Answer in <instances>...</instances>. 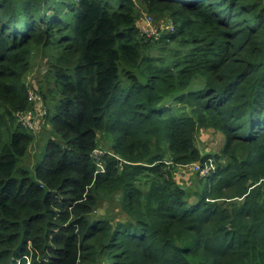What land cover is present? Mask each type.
Instances as JSON below:
<instances>
[{
	"label": "trees",
	"instance_id": "obj_1",
	"mask_svg": "<svg viewBox=\"0 0 264 264\" xmlns=\"http://www.w3.org/2000/svg\"><path fill=\"white\" fill-rule=\"evenodd\" d=\"M0 264H264V0H0Z\"/></svg>",
	"mask_w": 264,
	"mask_h": 264
},
{
	"label": "rangeland",
	"instance_id": "obj_2",
	"mask_svg": "<svg viewBox=\"0 0 264 264\" xmlns=\"http://www.w3.org/2000/svg\"><path fill=\"white\" fill-rule=\"evenodd\" d=\"M149 15L143 13L141 15V19L139 21V27L141 29H145L147 28L146 26L148 25V20H149ZM143 22L144 26H143ZM151 22L154 25H163L166 24L167 21H158L155 22L152 18H151ZM143 32V31H142ZM149 36V34H147ZM32 66L33 69L31 71V73L29 74L30 76H28V81L31 83L34 82V85H37L36 82V77L38 74L39 69L40 70H44V65L42 64V59L39 55L34 56L32 59ZM32 78L34 80H32ZM202 78L199 77L197 78L195 81H193L191 88L192 89H196L198 87V85H200V83ZM30 86V85H29ZM31 91L29 92L30 94V103L32 104V110L29 112L28 115H24V117L27 119L28 122H26V124H28V126L33 125L36 121L39 120V117L42 116L43 114V110L41 107H39V98L36 95L37 93L30 88ZM40 128L39 130L34 132V142L32 143V145L30 146V153L29 156L26 158V164H30L32 162H35V160L38 158L39 160H41L44 155H45V145L48 139V132L50 131L49 128H45L42 126V124L40 123ZM96 142L98 147L96 148L97 151H95V154L97 156H101L103 154H105V151L109 150V147L115 143V138L112 137L111 135L108 134H98L97 138H96ZM222 143H224V137L221 136L219 133L216 132H212V131H203L201 132L198 140H197V145L199 146V148L202 151H210L211 153H219L220 152V148H222ZM206 149V150H204ZM100 154V155H99ZM37 162L34 163V165H36ZM189 167L186 168H182L179 171H177V177L180 179H184L185 182H187L188 185L191 184V180H195L196 177H203V176H208L209 170L211 169V167H208L209 170L207 168H202L200 171L199 169H197V167H191V169ZM200 168V166L198 167ZM196 174V175H195ZM194 176H196L194 179H192ZM105 203H101L98 206V209H102ZM112 208V206H111ZM110 210V206L107 203L106 207L103 209V213L100 214V216H105L108 211Z\"/></svg>",
	"mask_w": 264,
	"mask_h": 264
},
{
	"label": "built area",
	"instance_id": "obj_3",
	"mask_svg": "<svg viewBox=\"0 0 264 264\" xmlns=\"http://www.w3.org/2000/svg\"><path fill=\"white\" fill-rule=\"evenodd\" d=\"M148 21H149L148 22V25H147L148 26V29L143 30V33H147L148 32L147 34H151L152 35L153 33H157L158 31H160V32L161 31H164V30L172 31V29H173V27L169 23H166V24H163V25H159V26H157L158 27V29H157L156 27H152L151 18H149ZM29 99H30V94H29ZM24 115H28V114H24ZM24 115L20 116V121L22 122V124H25V126H28V124H26V122H28V121L24 117ZM95 151H97V150H94V152H93L94 156L95 157H99V156H97L95 154ZM208 163L210 164V161ZM193 167H197V169H199V171L202 169L201 167L198 168L199 167V163L198 164L196 163ZM203 168H207L209 170V168H208L207 165L204 166Z\"/></svg>",
	"mask_w": 264,
	"mask_h": 264
},
{
	"label": "water",
	"instance_id": "obj_4",
	"mask_svg": "<svg viewBox=\"0 0 264 264\" xmlns=\"http://www.w3.org/2000/svg\"><path fill=\"white\" fill-rule=\"evenodd\" d=\"M198 164V163H197ZM106 205H107V203H105L104 204V206H103V208L102 209H99V210H97V216H100V214H102L103 213V209L106 207Z\"/></svg>",
	"mask_w": 264,
	"mask_h": 264
}]
</instances>
